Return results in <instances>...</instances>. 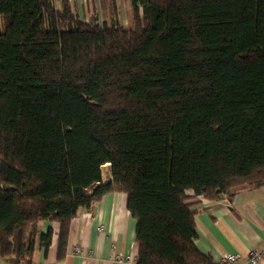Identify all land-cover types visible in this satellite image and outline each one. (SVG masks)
<instances>
[{
  "label": "trees",
  "instance_id": "16d2710c",
  "mask_svg": "<svg viewBox=\"0 0 264 264\" xmlns=\"http://www.w3.org/2000/svg\"><path fill=\"white\" fill-rule=\"evenodd\" d=\"M70 0H0V255L36 264L112 191L137 264H219L198 196L264 186V0H130L128 26ZM110 163V175L103 167Z\"/></svg>",
  "mask_w": 264,
  "mask_h": 264
},
{
  "label": "crops",
  "instance_id": "0c3cea01",
  "mask_svg": "<svg viewBox=\"0 0 264 264\" xmlns=\"http://www.w3.org/2000/svg\"><path fill=\"white\" fill-rule=\"evenodd\" d=\"M70 1L77 12L87 17L86 20L90 19V13H95V0ZM56 3L60 7L61 0ZM191 203L197 209L196 244L202 252L212 255L219 264H226L222 261L226 252L242 255L237 264H253L249 260V250L264 248V186L238 187L231 200L228 196L215 200L198 196ZM99 226L104 230L99 231ZM49 227L53 233L47 251L37 238L36 264H137L136 219L127 207V194L123 191L109 192L93 205L92 210L78 212L71 221L62 259L58 258L60 224L47 220L39 224L40 232ZM76 246L82 247L83 252L77 253ZM114 252L131 258L118 263L113 259ZM0 264H14V260L0 255ZM259 264H264V257Z\"/></svg>",
  "mask_w": 264,
  "mask_h": 264
},
{
  "label": "rangeland",
  "instance_id": "374dc122",
  "mask_svg": "<svg viewBox=\"0 0 264 264\" xmlns=\"http://www.w3.org/2000/svg\"><path fill=\"white\" fill-rule=\"evenodd\" d=\"M96 8L95 13L89 14V17L95 15L100 22H107L109 24L114 23L115 18L111 17L110 14V5L108 0H95ZM119 2V16L118 21L128 26L131 20V13H130V0H118ZM88 17V18H89ZM83 18H87L83 15ZM110 163L104 165L103 167V178L106 180L110 177Z\"/></svg>",
  "mask_w": 264,
  "mask_h": 264
},
{
  "label": "built area",
  "instance_id": "2783aa9c",
  "mask_svg": "<svg viewBox=\"0 0 264 264\" xmlns=\"http://www.w3.org/2000/svg\"><path fill=\"white\" fill-rule=\"evenodd\" d=\"M98 230L103 231L104 230L103 226H99ZM75 251L77 253H81L83 252V249L82 247L80 248L79 246H76ZM241 257L242 255L240 253L226 252L222 257V261L226 264H237L241 260ZM263 257H264V248L252 247L249 250V260L253 264H259V262L262 260ZM130 258L131 257L129 255H123L117 252L113 253V259L118 263H124Z\"/></svg>",
  "mask_w": 264,
  "mask_h": 264
}]
</instances>
